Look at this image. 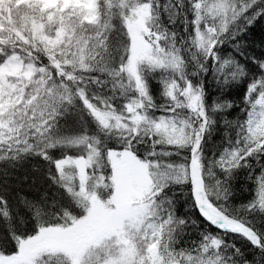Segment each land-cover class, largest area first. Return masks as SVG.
I'll use <instances>...</instances> for the list:
<instances>
[{
	"label": "clouds",
	"instance_id": "clouds-1",
	"mask_svg": "<svg viewBox=\"0 0 264 264\" xmlns=\"http://www.w3.org/2000/svg\"><path fill=\"white\" fill-rule=\"evenodd\" d=\"M0 264H264V0H0Z\"/></svg>",
	"mask_w": 264,
	"mask_h": 264
}]
</instances>
